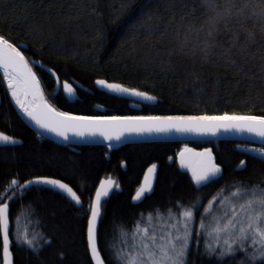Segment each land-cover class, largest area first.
Segmentation results:
<instances>
[{
    "label": "trees",
    "instance_id": "1",
    "mask_svg": "<svg viewBox=\"0 0 264 264\" xmlns=\"http://www.w3.org/2000/svg\"><path fill=\"white\" fill-rule=\"evenodd\" d=\"M167 4L168 0H0V36L26 45V50L21 51L29 62L40 61L53 69L60 82L82 85L83 88L75 86L77 98L71 102L60 92L54 94L53 77L33 66L47 101L72 115H212L225 111L262 114L264 83L235 76L222 60L204 62L199 54L192 56L190 48H180L183 27L202 24L198 17L203 9L195 5L193 16L186 14L188 9L179 7L166 11ZM157 10L162 14L161 30L169 22L173 25L167 34L157 31L146 37L143 30L136 36L126 33L130 21ZM177 27L180 35H176ZM249 67L255 72V66ZM95 79L144 91L156 99L153 103H137L115 96L99 90ZM0 132L18 141L0 144V201L14 197L10 204V238L14 241L15 264H89L86 213L103 178H112L119 185L101 204L98 244L106 264H113L106 245L121 246L118 226L132 229L136 221L145 225L158 213L167 216L165 209L175 204L189 205L199 197L201 204L207 205L221 188L236 181L258 183L264 179V160L246 150L264 148V143L233 139L190 142L188 145L196 150L211 149L222 168L220 177L197 188L188 170L181 169L176 161V154L186 146L178 141L70 147L41 136L22 120L2 73ZM242 160L246 166H240ZM153 164L157 168L152 190L141 201H133L146 170ZM44 176L70 185L81 200L79 208L47 186L34 185L26 191L17 187L15 192L8 189L13 178L24 183ZM203 211L202 206L198 207L195 223ZM16 222L24 234L43 237L38 254L16 241ZM189 264H214V259L194 251Z\"/></svg>",
    "mask_w": 264,
    "mask_h": 264
},
{
    "label": "snow or ice",
    "instance_id": "2",
    "mask_svg": "<svg viewBox=\"0 0 264 264\" xmlns=\"http://www.w3.org/2000/svg\"><path fill=\"white\" fill-rule=\"evenodd\" d=\"M195 5L203 9L198 17L202 18L203 23H189L183 27L180 48H190L191 55L199 54L204 62H212L213 58L222 60L235 76L258 79L264 83V0H168L166 11L179 7L188 9L187 15L195 16ZM162 23V14L158 10L149 11L136 21H130L125 31L132 36L141 34L142 30L146 37L155 35L157 31L165 35L173 25L169 22L161 30ZM175 31L176 35H180L179 27ZM250 64L255 66V72L249 67ZM0 73L11 101L19 111L39 129L54 133L65 141L69 140V134L79 138L100 136L106 141H119L125 134L169 133L173 130L212 136L221 131H235L264 141V112L259 115L225 111L212 115L87 116L59 111L45 99L41 81L20 47L3 36H0ZM96 83L143 100L156 99L147 92L125 88L120 84H109L104 80H97ZM64 90L72 93L67 83ZM15 143L18 141L13 136L0 132V144ZM254 151L264 160V148ZM177 159L180 167L191 174V182L197 188L207 186L222 173L221 166L208 148L197 152L186 146L178 153ZM240 166H246V162L242 160ZM156 168L157 165L153 164L147 169L143 183L132 197L133 201H141L152 190ZM33 184L66 192L73 201L81 204L73 189L59 179L38 177L25 184L13 178L8 189L15 192L18 187L26 191ZM113 186L119 187L112 179L101 181L86 213L89 264H105L98 244V218L101 216V197L108 196ZM224 192L228 195H222ZM13 198L9 197V202L0 201L2 264H15L12 251L14 241L10 238V204ZM201 206L204 211L199 214L197 227L194 226L196 210ZM165 212L167 221L162 231L156 227L142 226L140 221H136L132 229L118 226L121 246L106 245L113 264H189V256L194 251L214 259V264H264V179L258 183L236 181L221 188L207 205H202L197 197L189 205L181 202L165 209ZM41 240L43 237L39 234L29 236L25 233L18 237L19 244L36 254ZM44 243L50 244L51 241Z\"/></svg>",
    "mask_w": 264,
    "mask_h": 264
},
{
    "label": "water",
    "instance_id": "3",
    "mask_svg": "<svg viewBox=\"0 0 264 264\" xmlns=\"http://www.w3.org/2000/svg\"><path fill=\"white\" fill-rule=\"evenodd\" d=\"M18 46L20 47V50H26V45L24 44H18ZM30 64H32L33 66H36L38 68H41L43 69L46 73H48L50 76L53 77L54 81H55V90H54V93H56L60 87H62V92L64 93L65 97L68 98L69 101L73 102L77 97L76 95V92H75V87L74 86H77V87H80V88H83L82 85H80L78 82L76 81H73V85H71L70 83L66 82V81H63L62 84L60 83V80L58 78V76L56 75V73L53 71V69H50L48 68L46 65L42 64L40 61H36V60H31L30 61ZM97 80H104V79H95V82H94V85L101 91L103 92H106V93H110L112 95H115V96H120V97H124V98H127V99H131L137 103H140V102H143V103H153L155 100H152V101H148V100H143L141 99L140 97H136V96H132V95H129L127 93H120V92H115V91H112L102 85H99L96 83ZM106 83H109V84H115L113 82H109L107 80H104ZM67 83V85L72 89V93L71 94H68L67 92H65L64 90V85ZM118 84V83H117ZM122 87H125L127 88L126 86L120 84ZM42 89V87H41ZM43 91V89H42ZM138 91V90H137ZM144 92V91H143ZM149 95V94H148ZM45 96V95H44ZM152 96V95H151ZM46 99V98H45ZM47 100V99H46ZM99 109L103 110L102 107H100ZM18 112H19V115L21 116L22 120L25 121L29 127H32L36 132H38L41 136H46V137H49L51 139H56L58 140L59 142H63V143H67L70 147L72 146H76V145H79V144H82V145H87V144H92V145H98V144H113V145H120L122 143H126V144H131V143H142V142H153V141H156V142H175V141H178L182 144H185L187 145L188 148H191L193 149L194 151H203L204 149L202 150H199V149H195L193 148L192 146L188 145L190 142H193V141H197V140H204V141H208V140H216V141H219V140H230V139H233V140H238V141H241V140H244V141H249V142H257V143H261L263 144L264 141H261L259 138L255 137V136H252L248 133H237L235 131H231V132H224V131H221L219 133H217V135L215 136H212V135H198V134H195V133H178V132H175L174 130L169 132V133H152V134H142V135H137V134H125L124 137L121 138V140L119 141H116V140H112V141H106L103 139V137H100V136H95V137H84V138H79V137H75V136H72L71 134H69V140L65 141L62 137H58L56 136L54 133H50V132H47L43 129H39L32 121H30L27 117H25L20 111L19 109L17 108ZM180 152V151H179ZM178 152V153H179ZM178 153L176 154V161L179 165V161L177 159V156H178ZM180 167V165H179ZM181 168V167H180ZM183 169V168H181ZM184 170H187V169H184ZM147 172V170H146ZM145 176V174H144ZM155 176H156V171L153 175V185L155 183ZM45 177V176H44ZM38 177H35L34 179H31V181H34L36 180ZM46 178H50V177H46ZM50 179H54V178H50ZM57 179V178H56ZM110 178H103L100 180V182L98 183V186L96 187V189L98 187H100V183L101 181H106ZM112 179V178H111ZM60 180V179H59ZM113 181H115L114 179H112ZM30 181V180H28ZM24 182L25 184L28 182ZM144 181V177L142 179V183ZM63 182V181H61ZM64 183V182H63ZM36 184H33L32 186H34ZM41 186H47V185H41ZM49 187L50 189L54 190V191H58L60 192L62 195L66 196V198H68L73 204L75 207H78L81 205V204H77L75 201H73L71 199V196L66 193V192H62L60 190H57L55 188H52L51 186H47ZM69 187H71L69 185ZM115 186H113L112 188L109 189V194L108 196L106 197H101V204L109 199L111 197V193L112 191L114 190ZM96 189L93 193V197L92 199L95 198V192H96ZM74 191V190H73ZM79 197V196H78ZM80 199V198H79ZM91 199V200H92ZM81 201V200H80ZM5 202H9V198L5 201ZM91 203V202H90ZM102 207V206H101ZM100 218H98V224H99V221H100ZM10 226H11V223H10ZM0 254H1V264H2V244H1V250H0ZM90 256V255H89ZM106 264V262H105Z\"/></svg>",
    "mask_w": 264,
    "mask_h": 264
},
{
    "label": "rangeland",
    "instance_id": "4",
    "mask_svg": "<svg viewBox=\"0 0 264 264\" xmlns=\"http://www.w3.org/2000/svg\"><path fill=\"white\" fill-rule=\"evenodd\" d=\"M183 147H186V146H183ZM254 149H258V148L246 147V150H248L249 152L260 155L258 152L254 151ZM166 221H167V216H163V215L162 216H156L154 219L149 218L145 225H148L150 227H156L159 231H162L165 228V222ZM198 225H199V222H196L194 224V226H197V227H198ZM18 226H19V224L16 222L15 223V229L13 230L14 231L13 235L15 234L16 241L19 243L18 237L23 236L24 231H21L20 227H18ZM142 226H144V225H142ZM0 264H1V258H0Z\"/></svg>",
    "mask_w": 264,
    "mask_h": 264
},
{
    "label": "flooded vegetation",
    "instance_id": "5",
    "mask_svg": "<svg viewBox=\"0 0 264 264\" xmlns=\"http://www.w3.org/2000/svg\"><path fill=\"white\" fill-rule=\"evenodd\" d=\"M61 84H62V82H60ZM56 85V84H55ZM72 85V84H71ZM75 87V86H74ZM79 88V87H78ZM61 93L62 95H64V93L62 92V87H60V89L56 92V93H54V94H57V93ZM75 92H76V87H75ZM65 96V95H64ZM77 97V96H76ZM187 146V145H186Z\"/></svg>",
    "mask_w": 264,
    "mask_h": 264
}]
</instances>
